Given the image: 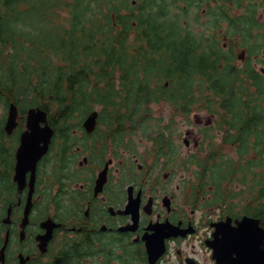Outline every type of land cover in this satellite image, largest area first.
Wrapping results in <instances>:
<instances>
[{
  "label": "flooded vegetation",
  "instance_id": "obj_1",
  "mask_svg": "<svg viewBox=\"0 0 264 264\" xmlns=\"http://www.w3.org/2000/svg\"><path fill=\"white\" fill-rule=\"evenodd\" d=\"M159 4L162 14L166 0ZM170 4L175 12L181 9V19L156 23L157 40L171 39L167 53L160 55L169 58L170 65L156 66V73L150 67L138 66L136 71L156 82L164 74L173 76L179 88L174 59L186 54L187 73L200 76L190 82L191 88L212 89L209 75L220 76L222 87H233L236 100L229 105L235 113L230 121L219 123V114H194L192 100L179 99H161L159 106L184 102L187 108L179 111H192L190 115L140 118L115 110L102 99L83 97L79 81L72 89L76 97L62 100L66 109L60 114L59 109L48 112L47 124L54 134L33 172V205L20 241L19 224L32 173L26 172L25 186L18 190L16 152L26 128L25 114H20L11 135L4 132L1 119L0 216H6L8 209L11 213L5 264H20V255L30 257L24 264H56L58 241L78 244L81 238L83 245L101 248L95 258L106 264L115 256L117 264L121 258L146 264V243L164 247L156 264H215L209 244L217 226L231 228L243 217H258L264 176L257 167H264V160L258 164L256 152L264 155L257 143L264 129L257 120L264 121V116L256 117L253 99L264 91V0H170ZM191 25L203 30L196 33ZM140 27L144 32L145 26ZM161 47L156 43V52ZM135 55L143 57L145 51ZM62 84L66 87L68 81ZM93 113L96 123L90 131L86 121ZM178 119L188 125L184 132L175 131ZM198 152L204 155L196 158ZM238 166L241 178L232 186ZM49 218L60 226L40 255L36 236L46 232L41 223Z\"/></svg>",
  "mask_w": 264,
  "mask_h": 264
},
{
  "label": "trees",
  "instance_id": "obj_2",
  "mask_svg": "<svg viewBox=\"0 0 264 264\" xmlns=\"http://www.w3.org/2000/svg\"><path fill=\"white\" fill-rule=\"evenodd\" d=\"M89 1L94 3V12L90 15L88 23L90 26L83 27V30H80L79 27L76 25V29L79 30V34L74 35L75 38L68 44L69 47L77 42L79 44L78 51L79 52H87V54L81 55V58H89L95 59V65L99 67L102 71H106V67H108L109 63L105 61V57H112L110 61L112 64L118 62L121 58L124 57L126 54V37H125V29L124 24L125 20H123L119 15V10L117 8L119 6H127L128 0H120L119 4H114L113 8L108 7V3L114 2L116 0H76V5L81 4H89ZM156 3V0L153 1ZM17 4V13H21L19 16H14L13 11L9 9L12 4ZM30 2L29 0H0V65H3L10 70V76L14 79L15 77H19L23 79V83H25L26 88L32 87V89L25 92H18L17 88L14 85H10L7 81L1 79L0 80V97L6 99L7 101H15L17 103L26 101L27 99H34L35 106H39L43 110H50L52 106L58 110V114L62 113V110L66 109V106L63 105L62 100L69 97L68 93H72L74 89V85L78 84L81 80V74L78 72H73L72 70L68 71L67 73V81L68 85L63 87L62 80L64 79L63 72L64 69L68 68H86L87 63L84 62L83 64H76L72 65L70 62L67 61V58L74 52L66 53L65 52V44L62 43L61 48L58 49L57 52L54 54L55 58H48L47 59H39L36 63L37 67L40 68L39 70L37 67H33V71H29L28 61L30 57L28 53H22L21 56L15 60L14 54L16 53V45L20 43L25 46H30L31 40L29 38H25L23 36L24 32H27L29 29V25L27 24L25 17L23 16L24 13L28 10ZM80 4V5H81ZM14 10V9H12ZM114 13V18H111V12ZM51 13V12H50ZM81 16V14H80ZM85 18V12H84ZM58 19L59 16H56ZM78 19L76 16L74 20ZM150 21L154 22V19L144 16L143 22L147 23L149 27H152L151 32H145L144 38L149 43L150 47H154L153 42L155 41L156 32L155 26H152ZM94 22V23H93ZM151 24V25H150ZM72 30H65L63 34L67 35L68 37L72 35ZM76 34V31L75 33ZM34 47L37 45L33 44ZM77 51V50H76ZM117 58H114L116 57ZM122 55V56H121ZM88 60V59H86ZM188 57L186 54L181 53L177 55L174 59L175 65L173 66V70L176 69V74L179 73V78L181 79L182 85L177 88L173 81L174 77H170L173 84L169 85L165 88L163 85H158L156 87V97H150L153 91H150L147 88L142 89H134L132 85L123 84L122 88L125 94V107L127 109V113L129 115L137 114L141 115V110L144 111V108L141 109L142 103L146 105V103L142 100V103L138 101L137 94L143 91L144 97L143 99H179L181 101L192 100L189 102V105L193 106L198 103L201 104V108H209L210 105L213 103L218 97V89H222L220 82L218 79L213 78L212 75L208 76L209 81L215 87L213 90H195L190 87L191 81H196L200 76L196 73L189 75L187 73L188 70ZM121 63V61H119ZM118 63V64H119ZM120 68L123 72L122 79L127 78V74L129 69L122 64H119ZM156 66L158 64L156 63ZM46 72H50L53 77L51 80V85L49 88H46L44 91L42 88H38L37 85L33 82V78L31 76H38L39 74L44 76ZM83 72V71H81ZM31 75V76H30ZM123 81V80H122ZM39 83V82H38ZM99 83L96 84V91L97 97L106 100L111 95V85L107 83L105 86L97 87ZM229 93L231 97V102L234 103L235 96H234V89L233 87L229 88ZM76 94V92H75ZM79 96L81 95L79 92ZM30 101V100H29ZM31 102V101H30ZM32 104V102H31ZM224 105L227 107L226 113L228 115H233L234 107H230L228 98H225ZM176 112L180 113V109L184 110L187 108L186 104L183 102L181 104L174 105ZM230 121V120H229ZM228 121V122H229ZM258 146L264 149V131L258 133L257 138ZM257 154H261L260 151L256 152ZM262 214V215H261ZM258 215H261L262 225L264 226V208L262 212L258 211ZM79 247H73L70 249V253L68 256L74 257L77 256V261L81 262L86 255L78 254ZM66 255H62V259H58L57 264L61 262L67 261L65 259ZM70 257V258H71ZM63 259H65L63 261ZM65 263V262H64Z\"/></svg>",
  "mask_w": 264,
  "mask_h": 264
},
{
  "label": "rangeland",
  "instance_id": "obj_3",
  "mask_svg": "<svg viewBox=\"0 0 264 264\" xmlns=\"http://www.w3.org/2000/svg\"><path fill=\"white\" fill-rule=\"evenodd\" d=\"M66 1L69 4H66L65 0H32L30 5L28 6V10L26 11V13L23 14L27 24L29 25V30L27 32H24L23 36L25 38L31 39L36 44L45 45L47 48H55V47L59 46L61 38L63 36H62L60 29L57 26L53 25L57 20L55 12L59 13L62 18L67 17V19H71L73 15H77V18H79L80 14H81L80 20H82V21H85L84 16H83L84 12H85V19L86 18L89 19L90 15L93 14V12H94V3H92V1H89V4L78 5V8H81V10H79L78 8L75 7L76 6V0H66ZM133 1H135V3H132ZM168 2H169V5L167 8L166 7L164 8L165 12H162V14H160L158 12L159 9L157 8L156 3H154L150 0H129L127 7L119 6L117 8V10L120 11L119 12L120 17H123L125 20H129V24H130V27L126 30V33H125L126 35H128V38L125 39L126 48L128 49V52L131 54V55L126 54L124 56V62L126 64L127 68L132 69V68L138 67L139 65L142 66V62H141L142 57H135L133 55L135 54L136 51H139V46H141L143 49H146V45L144 43H137L134 40V37L137 35V33L141 29L140 24H141V21L144 19V16H146L148 14L151 15V17L155 20L154 22L150 21L152 26H156V22L158 23V21H159V24H163V22H162L163 20L170 19V18L181 19V9L176 10V12H175V10L171 7L170 0H167V3ZM54 4L56 5V8L57 7H64L65 5H67V7L69 9L68 10L63 9L62 11H61V9H56V8L52 9V6ZM9 9L11 11H13L14 16L15 15L16 16L21 15V13H17V10H16L17 4L16 3L12 4L9 7ZM12 9H14V10H12ZM140 11H143V13L145 12L146 15L136 17L138 15V12H140ZM49 13H50V15H49ZM191 14L192 13H190V15L186 17V19L191 20V17H192ZM113 15H114V13L112 14V16ZM76 25L80 28V30H83V27L89 26L90 23L85 21V22H81V23L80 22L76 23ZM200 26H201V24H200ZM190 28L196 33L203 30V27H197L195 25H191ZM151 29H152L151 27H147V30L149 32H151ZM75 30H76V28L72 29V35L69 36L68 38L74 37L73 32H75ZM155 31H156V29H155ZM204 32H207V31H204ZM156 43L158 45H162V47L156 52V54L160 56L164 53H167L166 47L170 45L171 39L166 38L163 41H160V40H157V36H156V40L153 42L154 47L156 46ZM66 47H69V45H66ZM72 47L77 48L78 43L75 42V44L72 45ZM23 52L28 53V56H30V58H32L33 56L38 54V52L35 49H33L32 47L17 43L16 53L14 54L15 60H17L18 57L21 56ZM114 58H117V55ZM166 59H167L166 57L163 58L164 61H166ZM110 60H111V57H105V61H107L109 63L108 67H106V70H108V75L115 74L117 76L119 74V66L113 65L112 61H110ZM85 62H87V64H90L93 62V60L88 59L87 61L85 60ZM152 63H153V59L151 57L146 59L147 65H152ZM30 65H33V64L30 62ZM89 69H91L95 74L99 73V71L97 70L98 68H96V67H94V68L89 67ZM151 72L156 73V69H152ZM43 78L44 77L38 78V76H35L34 83L37 85L38 88L41 87L38 82H41L43 80ZM1 79L7 81V83L10 85H14L17 88L18 92H22V90H25V92L30 90V88H26L25 83H23L18 76L13 79L10 76L9 68L4 67L3 65H0V80ZM116 83L119 85V82H116ZM133 84L134 83H129L128 85H133ZM101 86H103V84H101ZM143 97H144V95H143ZM109 98H111V95L109 96ZM114 98L120 99V98H122V96H116ZM3 107H4V105L0 101V116L3 113ZM149 110L153 116L156 114V118L160 114L161 115H168L170 113L169 107L164 106V105L163 106H156V105L150 106ZM200 114H201V116H203L202 113H200ZM190 119L192 120V117ZM187 126H188L187 123L183 122L181 119H178L176 121V130L175 131L184 132V130L187 129ZM231 185L234 186V184H231ZM0 228H2L1 224H0ZM101 247H105V246L102 245ZM57 250H59V247H57ZM86 252H87V250H83V253H86ZM114 254L117 255L116 253H114ZM112 258H113V261L111 264H117L114 261V260H117V256L112 257ZM173 260L174 259H172V261ZM89 262H90V264H103V263H105L104 259H101L100 257L95 258V256L91 257L90 260L88 259V261H86L84 263L88 264ZM117 262H118V264H137V262L134 259L125 260L124 258H121Z\"/></svg>",
  "mask_w": 264,
  "mask_h": 264
},
{
  "label": "water",
  "instance_id": "obj_4",
  "mask_svg": "<svg viewBox=\"0 0 264 264\" xmlns=\"http://www.w3.org/2000/svg\"><path fill=\"white\" fill-rule=\"evenodd\" d=\"M18 111L14 102L10 103L5 131L11 134L17 124ZM43 123L44 127H40ZM96 123V113L90 115L86 124L88 130L91 131ZM52 129L47 125L46 112L39 108H31L27 111L26 131L22 135L21 145L18 149V174L24 175L31 165L36 162L42 152L46 151L52 136ZM32 165V166H33ZM19 184L21 180L19 176L16 178ZM31 199V197H30ZM29 199V200H30ZM29 202L26 207L24 218L21 222L22 232L20 240L24 237L23 230L28 223ZM9 217L3 220L7 224ZM43 227L47 229L45 235L37 238L40 243L38 247L40 253H45L46 243L51 237V232L58 225L47 221ZM8 235L6 234L4 244L0 250V262L4 264V251L8 243ZM212 248V259L215 264H264V228L260 226L259 219L243 217L237 222L235 227H227L225 224L218 225L214 234L213 242L209 244ZM147 262L155 264L163 255L164 247L159 245L155 247L146 243ZM20 258H22L20 256ZM23 264V261L21 262Z\"/></svg>",
  "mask_w": 264,
  "mask_h": 264
},
{
  "label": "bare ground",
  "instance_id": "obj_5",
  "mask_svg": "<svg viewBox=\"0 0 264 264\" xmlns=\"http://www.w3.org/2000/svg\"><path fill=\"white\" fill-rule=\"evenodd\" d=\"M256 16V15H255ZM253 17V16H252ZM249 23H250V21H249ZM225 200V199H224Z\"/></svg>",
  "mask_w": 264,
  "mask_h": 264
}]
</instances>
